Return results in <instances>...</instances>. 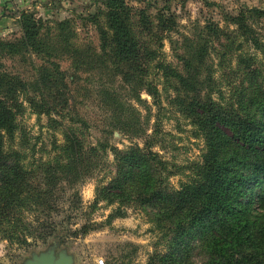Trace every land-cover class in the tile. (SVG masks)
Returning a JSON list of instances; mask_svg holds the SVG:
<instances>
[{"label":"rangeland","instance_id":"1","mask_svg":"<svg viewBox=\"0 0 264 264\" xmlns=\"http://www.w3.org/2000/svg\"><path fill=\"white\" fill-rule=\"evenodd\" d=\"M126 1L133 9L145 10L154 24L158 10L174 19L172 30L163 33L157 60L166 72L147 74L150 77L157 74L160 108L153 106L152 98L137 87L140 76L135 75V70L129 69L128 64L117 63L101 50L98 26H104L105 0L0 2V71L23 81L26 96L35 101L52 95V90L39 86L36 81L43 74L51 79L59 72L58 77L65 86H60L59 96V100L65 102L55 106L54 116L36 113L23 94L9 100L15 112L16 129L6 147L17 152L28 171H36L34 178L41 180L35 182L40 184L38 189L49 194L44 196L48 199L44 211L27 215L41 237H29L26 244L13 245L3 240L0 233V264H28L49 254L55 258L67 256L72 264H94L99 258L105 264H204L210 259L207 233L189 228L186 236L178 237L172 224L155 221L156 204L143 205L135 198L115 201L98 193L116 172L117 163L111 148L119 152L135 146L143 148L144 136L152 134L156 122L160 145L152 151L167 162L174 174L167 180V186L178 189L180 183L186 181L191 174L189 169L201 160L204 144L178 103L173 102L180 96L185 104H191L196 95L188 91L187 94H191L185 97L182 90L175 92L174 88L180 86L170 71L204 82L207 66L212 68L218 64L215 53L208 50V56L200 65L196 60L189 61L193 56L189 51L194 52L195 44L208 40L202 37L203 28L210 22L230 34L235 27L228 19L244 9L264 10V0ZM24 12L39 21L37 39L28 50L19 43L18 21ZM248 24L261 45L256 49L250 44L243 45L242 51L253 55L254 67L261 66L264 72V55L261 54L264 17L252 15L248 17ZM139 31L136 28L137 34ZM214 46L215 42L208 45ZM183 60L189 63L187 69ZM214 69L213 78L218 80L221 90L208 94L203 88L202 92H205V100L226 101L235 83L234 73L229 61L223 68ZM67 129L75 133L84 150L96 147L97 152L94 157L84 154L80 161L82 180L68 182L55 174L59 176L57 185H52L47 179L52 180L53 174L46 170L57 167L56 160L67 162L56 149L63 144ZM262 190L264 184L251 186L239 208L247 209L252 217L264 216ZM81 228L86 229L81 233ZM62 235L65 239L59 243Z\"/></svg>","mask_w":264,"mask_h":264},{"label":"trees","instance_id":"2","mask_svg":"<svg viewBox=\"0 0 264 264\" xmlns=\"http://www.w3.org/2000/svg\"><path fill=\"white\" fill-rule=\"evenodd\" d=\"M103 11L104 26H98L101 50L117 63L128 64L129 69L135 70V75L140 76H135L139 81L137 87L152 98L153 106L160 108L157 74L152 77L147 74L166 72L157 60L163 33L171 31L174 25L173 16L158 10L154 24L145 10L133 9L126 0H105ZM252 15L264 17V10L244 9L228 19L235 27L230 34L209 22L202 35L208 40H200L194 52L189 51V55H193L189 61L196 60L197 65L208 56V50L217 57L218 64L214 67L223 68L229 61L235 80L229 99L216 103L205 100L203 88L208 94L221 90L218 80L213 78V66H207L204 82H195L170 71L180 86L174 88L175 92L182 90L185 97L191 93L196 95L191 104H185L180 96L173 102L178 103L204 144L201 160L189 169L191 174L186 181L181 182L178 189L167 186V180L174 174L167 162L152 151L160 145L156 122L152 134L144 136L143 148L135 146L126 152L111 148L117 163L116 172L108 185L101 186L102 193H98L115 201L135 198L143 205L156 204L155 221L172 224L178 237L186 236L189 228L207 233L210 259L204 264H264V216L252 217L247 209L239 208L251 186L264 184V72L261 66L254 67L253 55L242 51L243 45L250 44L255 49L261 45L248 24V17ZM38 22L31 13H21L19 43L24 49L34 46L39 33ZM147 38L149 43L145 41ZM214 42L216 46L208 47ZM261 54L264 55V50ZM183 63L187 69L189 63L186 60ZM59 75L57 72V77L49 79L43 74L36 79L39 86L52 90V95L35 101L26 96L23 81L0 71V233L3 240L13 245L26 244L29 237H41L27 215L44 211L48 205L44 196L49 193L38 189L40 184L35 182L41 180L34 178L36 171H28L17 152L6 147L13 140L16 129L15 112L9 100L23 94L36 113L54 116L55 106L65 102L59 100L60 86L65 88ZM188 91H191L189 95ZM56 149L67 162L56 160L57 167H47L46 171L53 174L52 180L47 179V182L52 185H57L59 176L55 174L68 182L82 180L80 161L84 154L94 157L97 152L96 147L84 150L82 142L70 129L64 131V142ZM261 194L264 195V190ZM262 200L264 202V196ZM84 229L81 228V233ZM60 238L59 243L65 236Z\"/></svg>","mask_w":264,"mask_h":264},{"label":"water","instance_id":"3","mask_svg":"<svg viewBox=\"0 0 264 264\" xmlns=\"http://www.w3.org/2000/svg\"><path fill=\"white\" fill-rule=\"evenodd\" d=\"M28 264H72V261L67 256L55 258L53 254H49L41 256L38 259L29 262Z\"/></svg>","mask_w":264,"mask_h":264},{"label":"built area","instance_id":"4","mask_svg":"<svg viewBox=\"0 0 264 264\" xmlns=\"http://www.w3.org/2000/svg\"><path fill=\"white\" fill-rule=\"evenodd\" d=\"M94 264H105V262L103 259L99 258V259L94 260Z\"/></svg>","mask_w":264,"mask_h":264},{"label":"crops","instance_id":"5","mask_svg":"<svg viewBox=\"0 0 264 264\" xmlns=\"http://www.w3.org/2000/svg\"><path fill=\"white\" fill-rule=\"evenodd\" d=\"M1 1H5V0H0V2H1Z\"/></svg>","mask_w":264,"mask_h":264}]
</instances>
